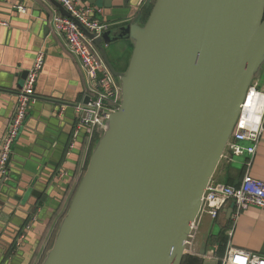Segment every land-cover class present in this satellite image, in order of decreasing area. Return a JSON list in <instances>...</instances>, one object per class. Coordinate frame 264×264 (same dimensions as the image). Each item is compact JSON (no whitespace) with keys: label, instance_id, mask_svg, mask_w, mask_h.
<instances>
[{"label":"water","instance_id":"water-1","mask_svg":"<svg viewBox=\"0 0 264 264\" xmlns=\"http://www.w3.org/2000/svg\"><path fill=\"white\" fill-rule=\"evenodd\" d=\"M123 39L134 50L119 73L106 47ZM94 44L121 83V106L43 264H182L205 190L260 79L264 0H156L143 27L111 29Z\"/></svg>","mask_w":264,"mask_h":264},{"label":"crops","instance_id":"crops-1","mask_svg":"<svg viewBox=\"0 0 264 264\" xmlns=\"http://www.w3.org/2000/svg\"><path fill=\"white\" fill-rule=\"evenodd\" d=\"M109 2L115 7L123 5V0H86V4L104 9L105 14L99 19L110 23L114 30L133 24L143 27L138 21L152 0L144 7H138L139 0H131L129 8L113 10L106 7ZM17 5L24 6L27 14L18 13ZM57 13L60 9L54 0H0V20L8 23L7 27L0 26V138L8 128L17 95L24 85L23 73L29 71L39 50L46 56L36 86L37 102L13 146L8 166L10 178L0 188V264L44 263L87 171L90 146L84 133L73 148L71 144L75 106L86 99L89 82L65 39L53 30L52 19ZM119 41H125V45L118 47ZM133 50L131 39L106 47L109 62L117 72L128 69ZM263 75L264 63L259 78ZM260 88L264 89V82ZM103 135L104 132H97L94 149ZM234 159L230 160L225 153L212 178L214 182L231 186L241 183L247 157L241 169L232 167ZM250 171L251 176L264 181V133ZM34 190L43 194L42 200L32 195ZM233 204L229 202L215 221L203 217L196 241L200 256L194 257L200 264L209 260L220 264L229 244L264 256V209L250 206L239 215L234 209L227 219ZM32 217L37 221L24 232ZM215 223H223L224 227L214 238V244L210 236ZM22 234L25 239L17 245ZM221 235L226 236V242H221Z\"/></svg>","mask_w":264,"mask_h":264},{"label":"built area","instance_id":"built-area-1","mask_svg":"<svg viewBox=\"0 0 264 264\" xmlns=\"http://www.w3.org/2000/svg\"><path fill=\"white\" fill-rule=\"evenodd\" d=\"M71 15L55 14L52 19L53 30L62 36L69 52L77 57L87 76L89 88L87 97L89 102H81L75 106L76 121L73 131L74 147L81 134L87 138L90 146L98 129H106L110 115L117 112L121 106L122 86L117 77L109 70L100 50L94 44V39L100 38L111 30V24L99 19L104 16L103 8H96L86 4V0H57ZM151 0H139L138 7L146 6ZM18 13L27 14V9L17 5ZM0 26L7 27L6 21L0 20ZM86 31L94 36L91 39ZM45 53L39 50L28 71L24 85L19 91L8 128L0 138V183L9 179V160L13 146L21 135L24 123L31 108L36 104V86L45 64ZM264 133V89L260 88L258 80L250 85L242 104L237 123L234 127L225 153L229 159L247 157L246 173L237 186L219 185L213 180L208 184L200 212L186 242L185 256L199 257L196 249L197 233L204 216L217 220L229 202L235 205L236 215L247 210L250 206L264 209V181L254 178L250 174L253 159L260 145ZM61 176L64 174L61 173ZM37 218L32 217L25 226L24 232L31 228ZM25 239L19 235L17 245ZM220 264H264V256L240 250L228 245L226 254Z\"/></svg>","mask_w":264,"mask_h":264},{"label":"trees","instance_id":"trees-1","mask_svg":"<svg viewBox=\"0 0 264 264\" xmlns=\"http://www.w3.org/2000/svg\"><path fill=\"white\" fill-rule=\"evenodd\" d=\"M155 2H156V0H152V2L149 3V4L146 6L145 10L142 11V13H141V15H140V18H139V21H138L142 26H144V25L147 23V21H148L150 15H151V13H152V11H153V8H154V5H155ZM131 49H133V46H131ZM97 141H98V137H95V138L93 139V142H92V146H91V149H90V153H89V157H88V160H87V163H86L85 170L87 169V167H88V165H89L90 157H91V155H92V150L94 149V147H95ZM29 222H30V219L27 221V224H29ZM27 224H26V225H27ZM221 236H222V237H220L221 242H222V243L226 242V240H227V239H226V236H225V235H221ZM53 243H54V237H53V241H52V243H51V245H50V248H52ZM182 264H200V262H199L198 259H194V257L185 256L184 259H183V261H182Z\"/></svg>","mask_w":264,"mask_h":264},{"label":"rangeland","instance_id":"rangeland-1","mask_svg":"<svg viewBox=\"0 0 264 264\" xmlns=\"http://www.w3.org/2000/svg\"><path fill=\"white\" fill-rule=\"evenodd\" d=\"M124 45H125V41H119L117 43L118 47H123ZM263 82H264V75L262 76V78L260 80H258V83L260 85L263 84ZM98 132L103 133L104 130H102V128H99ZM91 146H92V143L90 145V149H91ZM92 153H93V150H92ZM244 163H245V157H237V158L234 159V162L232 163V167L241 169L243 167ZM223 227H224L223 223H222V225L220 223H215L214 225H212V230H211L212 235L210 236V238L212 239L214 244H215V241H214L215 239L214 238H216L218 236V234L222 231ZM208 236L209 235H204V237H207V238H208ZM198 238H199V236H198ZM205 264H216V262H215V260H209L208 262H205Z\"/></svg>","mask_w":264,"mask_h":264},{"label":"bare ground","instance_id":"bare-ground-1","mask_svg":"<svg viewBox=\"0 0 264 264\" xmlns=\"http://www.w3.org/2000/svg\"><path fill=\"white\" fill-rule=\"evenodd\" d=\"M68 264V263H67Z\"/></svg>","mask_w":264,"mask_h":264}]
</instances>
